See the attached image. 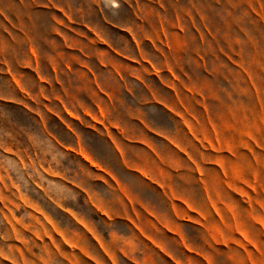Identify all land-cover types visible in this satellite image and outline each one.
<instances>
[{"label": "crops", "instance_id": "1", "mask_svg": "<svg viewBox=\"0 0 264 264\" xmlns=\"http://www.w3.org/2000/svg\"><path fill=\"white\" fill-rule=\"evenodd\" d=\"M3 1L0 14L23 22L21 43L63 48L54 59L68 63L54 66V86L71 90L55 139L88 158L97 174L88 198L123 227L126 260L258 264L254 246L237 243L249 229L226 202L239 199V156L224 139L222 88H189L175 65L191 40L179 17L149 15L190 9L180 0Z\"/></svg>", "mask_w": 264, "mask_h": 264}, {"label": "rangeland", "instance_id": "2", "mask_svg": "<svg viewBox=\"0 0 264 264\" xmlns=\"http://www.w3.org/2000/svg\"><path fill=\"white\" fill-rule=\"evenodd\" d=\"M176 4L190 12L149 15L178 16L191 39L184 61L175 63L187 86L222 88L224 139L239 156V199L226 202L249 229L237 243L254 246L249 256L264 264V0ZM22 25L0 14V264H133L121 251L123 227L104 220L88 198L97 178L88 158L55 139L56 114L71 90L54 86V66L68 63L54 59L63 48L21 43ZM73 118L65 113L69 123Z\"/></svg>", "mask_w": 264, "mask_h": 264}]
</instances>
